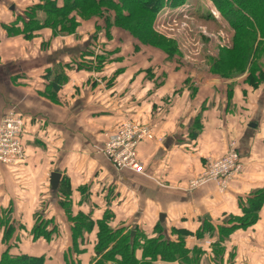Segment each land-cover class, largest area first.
<instances>
[{"label":"crops","instance_id":"obj_1","mask_svg":"<svg viewBox=\"0 0 264 264\" xmlns=\"http://www.w3.org/2000/svg\"><path fill=\"white\" fill-rule=\"evenodd\" d=\"M38 2L1 0L0 6ZM10 12L8 21L17 16ZM79 31L54 36L50 29L42 28L26 40L22 35L8 36L0 27V120L9 109L23 118L26 154L18 167L0 162V215L9 208V222L14 226L13 233L3 238L5 226L0 225V246L15 243L18 247L10 249L12 253H41L42 249L34 250L30 244L33 213L42 205L47 209L45 216L52 212L49 201L55 205V215L61 217L58 227L63 234L53 238V243H70V224L63 221L57 191L68 180L72 214L88 213L94 222L106 214L112 230L130 231L131 235L136 230L145 238L178 242L181 237L188 256H193V248H200L199 264H264V200L254 211L253 221L245 216L250 202L264 193V88L245 97L237 107L239 115H224L219 102L214 103L211 108H216L204 111L201 127L192 138V110L185 94L171 111L160 112V99L170 84L155 91L152 97L158 104L152 108L158 110L151 114L148 110L152 108L139 109L145 101L137 102L139 107L125 103L123 60L116 64L120 68L116 79L115 75L98 77L89 68H73L75 57L84 49L79 43L86 40L68 41L79 38ZM89 32L84 31L86 37ZM48 70L51 74L46 78ZM59 72L67 77L53 95L49 82ZM114 79L115 87H109ZM205 91L197 96L199 102L213 93ZM137 109L143 110L139 114L143 118H136ZM125 115L147 125L154 134L152 140L142 139L137 147L145 173L117 169L101 150L105 134L115 132L128 119L123 120ZM231 141L237 145L242 168L227 188L219 191L210 181L190 191L189 181L204 170L209 159L223 156ZM55 171L61 177L57 190L52 191L50 175ZM97 229L93 225L95 236L87 234L89 242L97 239ZM44 243L48 244L39 241L40 246ZM166 263L180 264L176 260Z\"/></svg>","mask_w":264,"mask_h":264},{"label":"rangeland","instance_id":"obj_2","mask_svg":"<svg viewBox=\"0 0 264 264\" xmlns=\"http://www.w3.org/2000/svg\"><path fill=\"white\" fill-rule=\"evenodd\" d=\"M229 1L231 2L232 0ZM115 3L117 5L105 3L100 5L88 4L84 8V15L81 16L77 11H72L71 15L77 20L76 22L74 21L76 23V31L74 33L77 30L80 31L77 33L79 38L70 40L71 35H69L70 41L68 42L75 44L77 39L79 41L86 40L80 43L78 41L79 45H83L84 49L79 51V56L75 57L76 62L72 65L73 68H89L91 69L90 71H95L98 77H112L115 75L116 79L120 70L116 64L123 60L122 70L123 78L125 79L122 83L123 98L126 99L125 103L127 105L134 104L139 107L137 102L142 100L145 102L140 105L139 109L152 108L158 104L156 98L152 97L155 91L164 87V85L170 84L169 90L160 99V112L165 113L168 109L171 111L176 107L175 101L185 94L186 102L190 104L192 110V128L189 133L191 135L201 127L204 111L207 110L209 112L216 108V106L211 108L214 103L217 104L219 102V106L225 112L224 115H239L241 112L237 111L239 109L237 107L242 104L245 97L264 88V37L257 38V41H262L260 45H257L258 42L255 41L253 48L249 52L250 60L248 65L244 67L245 64L243 63V67H240L239 59L235 56L233 58L234 53L230 48L233 46V37L235 35V27L232 22L240 23L241 19H237L239 14L237 15L231 7H218L213 0H163L161 6L153 15L150 24L147 23L148 13L140 12L135 7L133 9L135 16L131 15V18H126L122 23L116 24V14L123 13V11V14H126L127 8L123 9L121 7L123 3H119V0L118 2L116 0ZM131 6L132 4L129 5V8ZM10 7V3L1 4L0 16L3 18L0 19V27L3 24L12 25L14 23L17 16H11L12 18L10 17L9 21L6 17L7 14H11L10 11L17 14L20 12L19 14H21V20H17L15 28L23 27L25 29L27 26L31 28L34 26L33 24L38 26L43 21L44 16L41 17L43 15L41 10L26 9L27 7L21 5H12L11 10ZM23 22L25 23L24 25ZM83 30L90 31L87 36L89 37L88 39ZM236 35L240 36L239 34ZM241 40L243 41V39ZM257 46L258 48H256ZM250 65L254 66L252 70ZM115 79L108 84L109 87H115L114 84L117 83ZM204 90L213 93H210L207 99L199 102L197 96L202 95ZM98 92L100 91L98 90ZM214 95L215 97L211 99ZM129 108L128 110H130ZM183 108L181 107L180 110ZM139 109L136 110L135 116L141 119L143 116L139 114L143 110ZM157 110V108H152L148 111L152 112L151 114H156ZM125 118L129 119L130 117L125 115L123 120ZM105 138L106 134L104 141ZM4 165L9 168L12 167ZM48 205H53L50 207L52 212H48L46 216L44 215L46 222L44 228L49 230L54 226L56 231L54 234L52 233V238L62 236L63 234H61L58 227L61 223V217L55 215V205L52 202L49 201ZM46 210L45 205H42L36 212L42 211L44 214ZM66 210L72 211L71 203ZM79 213L81 212L70 217L76 219ZM81 214L86 217L80 220L83 226L87 224L97 225L96 223L101 221V224L106 223V220L103 219L94 222L88 213ZM38 217L39 215L36 214L35 223L40 220ZM63 218L65 224H70L68 226L69 232H71L70 228L73 222L68 219L66 214H64ZM9 221L8 213L1 212L0 225L6 226L10 223ZM127 232L116 231L112 233L111 237H113V240H110V238L103 239L102 244L97 249L95 248L97 239L91 240V242L86 239L87 234L93 233L95 236L93 230L89 232L83 231L82 238L85 239L81 241L80 238L79 241V238H77L74 245L73 243H65L62 246L60 243H53L55 240L48 241V244L44 243L41 246L39 244L40 240H33L30 244L34 250L42 249L41 251L44 252L45 258L51 256L47 258L50 264H69L67 261L75 256H80L84 261L83 264H97L98 260L104 259V256H121L118 252L120 250V252H123V248H125L126 241L123 238L128 237ZM135 234L138 242L145 240V234H141L136 230ZM2 237L4 238L5 236L2 234ZM197 238L200 239L202 236L197 233ZM118 240L120 242L118 243L119 250L117 247H111ZM179 240H182V238L179 237ZM128 241L133 245V240ZM30 244H26V246L29 247ZM106 244H109V247L102 251L101 248ZM17 247L15 243L2 245L0 246V251L17 249ZM199 249L198 247L193 248V254L195 251L199 252ZM128 251L130 252V248ZM142 254V250L139 246H136L137 258L141 259ZM201 257L199 256L198 264L202 263L200 262ZM193 258L192 260H194ZM176 259V261L179 260L178 258ZM65 260L66 262H64ZM179 263L187 264L182 260H179ZM101 264L113 263L106 261L101 262Z\"/></svg>","mask_w":264,"mask_h":264},{"label":"trees","instance_id":"obj_3","mask_svg":"<svg viewBox=\"0 0 264 264\" xmlns=\"http://www.w3.org/2000/svg\"><path fill=\"white\" fill-rule=\"evenodd\" d=\"M218 7H231L232 10L238 15L237 19H241L240 23L232 22L234 28V41L233 46L230 48L231 51L234 53L233 58L237 57L239 59L240 67H243V63L245 66L248 65V61L250 60V51L254 46L255 41H257L258 37L263 38L264 37V0H232L231 2L229 0H213ZM116 0H39L38 3L33 5L25 6L28 8H33V10L37 11H43V21L39 23L38 26L36 24H33L34 26L29 28L28 26L25 27V29L22 28H15V24H17V20H21V14H17V18H15L14 23L12 25H2V29L5 30L6 34L8 36H17L22 35L24 39L30 40L35 35L36 32L42 28H48L50 31H52V34L54 36L56 35H68L72 34L76 31V19L73 15H71L72 11H77L78 14L84 15V8L88 4L93 5H100V4H113L117 5L115 3ZM118 2V0H117ZM163 0H119V3H123L121 6L123 9L127 8V13L123 14L120 12L119 14H116L115 16V22L116 24L122 23L124 19L131 18V15H134V7L138 9V11H142L145 13H148L149 18L147 23L150 24L153 15L156 13L158 8L161 6ZM132 6L129 8V5ZM45 5V6H43ZM27 11V10H26ZM20 18V19H18ZM145 18V19H147ZM75 21V22H74ZM25 23L23 22V25ZM108 33V32H107ZM239 34L240 36L236 35ZM243 39V41L241 40ZM258 44L262 41L258 40ZM258 48V46L256 47ZM231 52V53H232ZM235 56V57H234ZM253 64V63H252ZM251 66V67H250ZM250 69L254 68L252 65H250ZM243 69V68H242ZM51 74V71L48 70L45 74V77L48 78ZM66 74L64 73H58L55 75V77L49 82L50 90L52 91L51 94L55 95V93L60 90V86L64 83L66 80ZM256 82H258L256 80ZM196 137L195 132L192 134V138ZM18 167V166H12ZM83 188H81L82 190ZM59 191V204L64 213L67 215L68 219L73 222V225L71 226V239L70 243H73V245L76 243L77 238H81V241L84 240L83 237V231L89 232L93 230L94 224H87L84 225L80 222L81 219L86 218L84 215L79 213L76 219H73L70 216H73L72 211L66 210L67 206H70L71 202V187L68 182V180H63V184L59 187L57 190ZM255 194V193H254ZM256 200L254 203L250 202L249 208L245 210V216L248 217V221H253L255 216L257 214H254V211L257 210L261 202L264 200V193H258V195L255 196ZM5 213V210L3 211ZM8 214L10 213V209L6 211ZM34 214V225L31 231L32 234V240H43V242H50L52 238V233L54 234L56 231V227L53 226V228L47 230L45 227V216L40 212H35ZM39 215V221L38 223H35V216ZM89 217V216H88ZM107 219V215L104 216L103 220ZM89 221V220H88ZM91 222V221H90ZM102 222V221H101ZM101 222L96 223L98 226L96 236H97V242L95 243V248L97 249L100 244H102L103 239H109L113 240V237H111L112 233L118 231L112 230L106 223L101 224ZM3 236L6 238V236L11 235L14 231V226L12 223H8V225L3 228ZM120 232V231H119ZM128 237L123 238L124 241H126V244L124 245L125 248H123V252H118L121 256H104V259L98 260L97 264H101V262L110 261L113 264H160L164 262H170L177 260H182L183 262L187 264H198V259L200 255V251L193 254L194 257L192 260L191 256H188V249L184 247V243L182 240H179L178 242L174 241H168L166 239H162V237H154V238H145L143 242H138L136 239V234L131 235V232L128 231ZM55 239V238H54ZM128 240H133V245L129 243ZM119 240L116 241V244L111 247L116 248L119 250ZM136 246L142 250L143 256L141 259L137 258L136 255ZM109 247V244L104 245L101 250H105ZM130 248V252L128 251ZM10 249H5L1 255H0V264H50L47 258H45L44 252L41 253H28V252H17L12 253L9 251ZM128 251V252H126ZM98 254V252H97ZM64 257V256H63ZM78 257V258H77ZM77 258V259H76ZM106 260V261H105ZM178 260V261H179ZM66 262V260L64 261ZM69 264H83V260L80 258V256H75L74 258H71L69 261Z\"/></svg>","mask_w":264,"mask_h":264},{"label":"built area","instance_id":"obj_4","mask_svg":"<svg viewBox=\"0 0 264 264\" xmlns=\"http://www.w3.org/2000/svg\"><path fill=\"white\" fill-rule=\"evenodd\" d=\"M23 132V118L14 109L7 110L0 120L1 163L18 166L25 162ZM153 138L154 134L148 126L125 119L118 125L115 132L106 134L101 150L117 169L126 168L145 173L143 163L137 156V147L142 139L152 140ZM239 158L237 145L231 141L223 156L209 159L204 170L189 181L188 189L194 191L202 184L211 181L216 184L219 191H223L227 188L231 178L242 168Z\"/></svg>","mask_w":264,"mask_h":264},{"label":"water","instance_id":"obj_5","mask_svg":"<svg viewBox=\"0 0 264 264\" xmlns=\"http://www.w3.org/2000/svg\"><path fill=\"white\" fill-rule=\"evenodd\" d=\"M250 126H256V124H250ZM60 173L59 172H52L51 175H50V187L52 189V191H56L57 190V187L59 184V180H60Z\"/></svg>","mask_w":264,"mask_h":264}]
</instances>
